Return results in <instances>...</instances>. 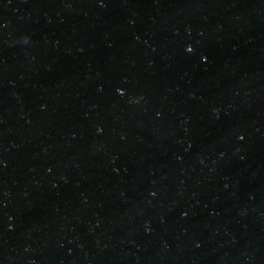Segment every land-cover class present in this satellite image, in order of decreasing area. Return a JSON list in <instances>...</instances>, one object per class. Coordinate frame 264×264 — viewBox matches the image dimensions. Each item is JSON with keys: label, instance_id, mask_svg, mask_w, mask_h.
Listing matches in <instances>:
<instances>
[{"label": "water", "instance_id": "1", "mask_svg": "<svg viewBox=\"0 0 264 264\" xmlns=\"http://www.w3.org/2000/svg\"><path fill=\"white\" fill-rule=\"evenodd\" d=\"M0 264H264V0H0Z\"/></svg>", "mask_w": 264, "mask_h": 264}, {"label": "snow or ice", "instance_id": "2", "mask_svg": "<svg viewBox=\"0 0 264 264\" xmlns=\"http://www.w3.org/2000/svg\"><path fill=\"white\" fill-rule=\"evenodd\" d=\"M188 51H191V49H188Z\"/></svg>", "mask_w": 264, "mask_h": 264}, {"label": "clouds", "instance_id": "3", "mask_svg": "<svg viewBox=\"0 0 264 264\" xmlns=\"http://www.w3.org/2000/svg\"><path fill=\"white\" fill-rule=\"evenodd\" d=\"M27 38H25V41H26Z\"/></svg>", "mask_w": 264, "mask_h": 264}]
</instances>
